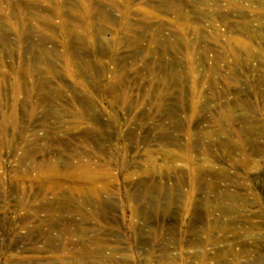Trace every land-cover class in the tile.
Returning a JSON list of instances; mask_svg holds the SVG:
<instances>
[{
	"label": "rangeland",
	"instance_id": "obj_1",
	"mask_svg": "<svg viewBox=\"0 0 264 264\" xmlns=\"http://www.w3.org/2000/svg\"><path fill=\"white\" fill-rule=\"evenodd\" d=\"M0 264H264V0H0Z\"/></svg>",
	"mask_w": 264,
	"mask_h": 264
}]
</instances>
